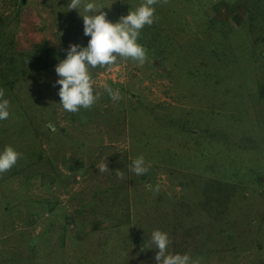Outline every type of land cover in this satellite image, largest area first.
Wrapping results in <instances>:
<instances>
[{"label":"rangeland","instance_id":"374dc122","mask_svg":"<svg viewBox=\"0 0 264 264\" xmlns=\"http://www.w3.org/2000/svg\"><path fill=\"white\" fill-rule=\"evenodd\" d=\"M94 2L117 23L141 0ZM69 3L0 0V151L22 154L0 174V264H157L154 230L200 264H264V0L158 3L145 64L91 69L77 113L55 72L90 39Z\"/></svg>","mask_w":264,"mask_h":264},{"label":"clouds","instance_id":"9594fccd","mask_svg":"<svg viewBox=\"0 0 264 264\" xmlns=\"http://www.w3.org/2000/svg\"><path fill=\"white\" fill-rule=\"evenodd\" d=\"M167 4L168 0H141L139 6L121 17L119 22L113 23L107 19L106 13L101 11L94 0H70L69 10L83 8L87 15L83 17L84 35L90 37L86 47L76 44L70 45L67 56L55 67L60 86L59 97L63 109L70 113H77L81 108L90 110L98 99L95 92L91 69L111 68L118 59L136 62L143 66L147 60V49L138 43L141 31L145 26H151L157 19L155 5ZM104 91L113 100L121 99L119 89H113L107 84ZM5 91L0 88V121L9 118V100L4 99ZM45 127L53 132L57 129L49 122ZM22 157L13 147L6 146L0 151V174L10 171ZM99 172L109 170L107 163L98 166ZM130 171L135 175H144L149 171L145 158L141 155L132 161ZM119 178L123 173L117 171ZM159 191V185L155 188ZM151 243L155 245L157 264H200L199 259L193 260L189 254H172L168 251L171 243L169 235L161 230H154Z\"/></svg>","mask_w":264,"mask_h":264},{"label":"trees","instance_id":"16d2710c","mask_svg":"<svg viewBox=\"0 0 264 264\" xmlns=\"http://www.w3.org/2000/svg\"><path fill=\"white\" fill-rule=\"evenodd\" d=\"M13 84L11 83L9 86H12ZM31 245V244H30Z\"/></svg>","mask_w":264,"mask_h":264}]
</instances>
